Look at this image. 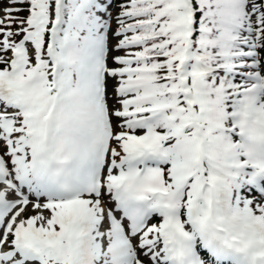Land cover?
Masks as SVG:
<instances>
[{
	"label": "snow or ice",
	"instance_id": "6c2138e0",
	"mask_svg": "<svg viewBox=\"0 0 264 264\" xmlns=\"http://www.w3.org/2000/svg\"><path fill=\"white\" fill-rule=\"evenodd\" d=\"M0 264H264V0H0Z\"/></svg>",
	"mask_w": 264,
	"mask_h": 264
}]
</instances>
